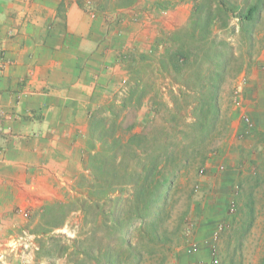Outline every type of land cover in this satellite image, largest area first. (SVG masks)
I'll use <instances>...</instances> for the list:
<instances>
[{"label":"crops","instance_id":"crops-1","mask_svg":"<svg viewBox=\"0 0 264 264\" xmlns=\"http://www.w3.org/2000/svg\"><path fill=\"white\" fill-rule=\"evenodd\" d=\"M239 1L244 5L245 0ZM101 2L0 0V264H29L36 255L40 234L31 229L45 206L75 189L84 170L90 116L100 100L116 92L114 85L127 81L125 55L150 52L159 37L187 24L192 8L191 0H170L165 11L151 10V4L143 11V0L107 9L100 8ZM261 39L241 74L247 76L244 106H232L229 112V137L235 144L227 177L235 183L245 173L243 167H254L262 158L253 136L243 135L245 114L253 121L252 133L264 130ZM216 163L209 160L211 173ZM205 208L197 225L199 249L183 260L211 264L213 246L223 264L242 258L236 237L216 236L233 219L219 204ZM259 244L258 261L264 237Z\"/></svg>","mask_w":264,"mask_h":264},{"label":"trees","instance_id":"trees-1","mask_svg":"<svg viewBox=\"0 0 264 264\" xmlns=\"http://www.w3.org/2000/svg\"><path fill=\"white\" fill-rule=\"evenodd\" d=\"M136 1L116 0V5L128 6ZM248 1L239 5L230 0H199L189 24L168 37L159 65L175 75L179 90L171 91L172 106L164 105L170 117L163 124L156 121L163 103H156L154 119L142 130L126 138L118 132L123 112L140 105L145 95L146 86L138 78L128 81L119 100L114 98L109 105L92 112L84 157L91 177L87 194L78 204L85 213V223L91 209L96 223L91 234L72 239L66 245L58 243L61 256L67 258L66 264H145L149 260L165 264L170 256L180 255L191 204L177 223H171L176 180L191 164L206 161L210 144L225 125L220 95L232 54L227 51L231 48L228 41H217L213 27L220 25L232 31L235 17L241 34L252 46L264 0L250 4ZM183 109L190 110V121H180ZM250 136L263 148L262 158L248 175L241 173L233 222L224 223L219 234L236 237L238 250L259 214L258 192L263 191L264 207V130ZM80 178L85 179L84 173ZM56 203L45 206L40 213L38 226L44 231L39 256L52 254L53 250L47 251L45 246L56 236L49 232L62 226L66 218L67 213H57ZM60 208L66 210L65 205ZM235 261L231 258L230 264H236ZM258 264H264V255Z\"/></svg>","mask_w":264,"mask_h":264},{"label":"rangeland","instance_id":"rangeland-1","mask_svg":"<svg viewBox=\"0 0 264 264\" xmlns=\"http://www.w3.org/2000/svg\"><path fill=\"white\" fill-rule=\"evenodd\" d=\"M97 1L101 0H85V3L89 6H92L95 5V2ZM143 1L146 2L145 5L143 4V11L146 10L145 8H147L148 4H151V10H153V8H156V10L158 11H165L172 4L170 0ZM197 1L199 0H191L192 8L189 13L188 22L185 26H187L191 20L192 13L195 9V3ZM230 1L236 4H239L240 2L239 0ZM252 2H254V0H249L248 4ZM243 3L244 5H246L245 1ZM115 5L116 3H110L109 0H102L100 8L107 9ZM232 27V31L220 27V25H215L213 27L215 34L217 35V41L221 39H225L226 41H228L230 43L231 48L227 51H231L232 54L230 56L231 62L228 68L227 76L224 81L220 95V104L222 107V115L225 119V125L223 126V132L217 137H215L212 143L210 144L208 152L209 154L207 156L206 161L203 164L200 162H195L191 164L187 169L182 170L180 176L176 180V184L173 191V196L175 197L176 202L175 208L172 211L173 214L171 223H177L179 217L187 211L190 204L191 206L189 211V217L187 218L186 239L182 245L181 253L177 258L174 256H170L165 264L194 263V261H190L188 259L187 261H184L183 259L184 257L192 253L196 254L199 249V244L196 238L197 225L198 223H200V220H202V211L206 209L205 206L207 207V205H209L211 208L214 205L219 204L224 208L225 213L228 214V218L233 219L234 217V205L237 203L236 199L240 187L238 184L239 180L237 181V183H235L228 180L229 178L227 177L228 172L232 169V162L230 160H232L234 153L231 147L232 144H235L234 139L229 137V112L232 106H244V100L241 95L243 90L240 91L238 94L236 93V90L238 89V86L241 84V82L243 83L244 89V85L247 82V76H243L241 78V74L244 71L246 63L252 58V56L257 54V52L259 51V47L262 45L261 37L264 36L263 10L260 12L256 20L255 28L253 31L254 34L252 46L248 42L247 38H245L241 34L239 30L238 19L235 17L232 19ZM171 34L159 37L155 42L156 45L152 47V50L150 52L132 54L127 53L124 58L128 67L127 69L129 70V77L127 81L123 82L120 85H114V90L116 92L111 93L110 98L99 101V105L97 106V108L100 106L105 107L106 105H109V103L114 98L119 100L120 97H122L123 95V91L127 87L126 85L128 81L130 79L132 80L133 78L140 79L141 85L146 86V92L140 105L131 106L127 108L121 116L122 118H124V120L122 127L118 129V132H120L125 138L133 132L142 130L148 122L154 119L156 103H163V105L160 106V115L157 116V124H163L170 117V114L167 113L168 109L164 107V105L169 104V106H172V92H178L179 84L177 83L178 79L175 78V75L168 74L160 68L159 61L161 59V56L165 52L166 46L168 45L167 39L168 37H170ZM233 84L236 85L232 88ZM239 102L242 104L239 105ZM106 113H109V111L107 110ZM180 115L182 117L180 118V121L182 122L183 120H191L189 109H183ZM128 127H131L132 130H129ZM246 136H250V134L244 135V137ZM224 146L225 148L223 149ZM262 149L263 148L260 147L258 150L262 152ZM244 152V150H241L239 151V154H237L241 156L244 155ZM210 159L217 160L215 168H213L212 171L213 173L209 171L208 163ZM243 168L245 171L244 174L246 176L253 170L254 167L248 168L245 166ZM83 169L85 170H83L82 172L85 175V179L80 178L78 180L77 178L74 186L76 190L73 189V192L69 197L65 196L60 202L56 203L57 213L61 215H65L66 213L67 214L64 224L62 226L53 228L52 231L49 232L50 234L56 237L53 239V241H50L51 244L45 247L46 249H48L47 251L51 252L53 250L55 254L52 252V254H47V256H39L37 254L38 250H35L36 255L30 260L29 264H66L67 258L65 256H61L60 251L57 248V246H59L58 243H63L64 245H66L70 243L72 239H75L80 236H85L86 234H91V232H93V228L95 227L96 223L93 209H91L89 213L88 223H85V213L80 209L78 204L79 200L87 194V189L89 187L88 178L91 177V171L90 169L85 168L84 162ZM222 177H226L224 185H222ZM219 194L222 195L220 198ZM262 195L263 191L260 193L258 192L259 198L257 206L259 207V214L252 229L253 231L248 235L247 242L242 245V249H244V254L240 255L242 258H238L235 261L236 264H257V262H259L255 259V256H257L258 254V247L261 246V244H259L260 239L264 237V207H262ZM61 205L66 206L65 211L60 208ZM31 230L39 231L38 233L40 234V236L38 238V247H40L42 243L41 240L43 239L41 231L44 230H42V227L39 226H35ZM47 234L48 233H45L46 236ZM60 235L62 236V238H59ZM257 239L258 243H256ZM194 246L197 247L195 250ZM211 259H213L211 264H223L219 257L217 247L215 255H213L212 248ZM215 259H217L216 262ZM156 262L157 261L149 260L145 264H154ZM197 263L200 264L199 262Z\"/></svg>","mask_w":264,"mask_h":264},{"label":"built area","instance_id":"built-area-1","mask_svg":"<svg viewBox=\"0 0 264 264\" xmlns=\"http://www.w3.org/2000/svg\"><path fill=\"white\" fill-rule=\"evenodd\" d=\"M242 90H243V83L241 82V84L238 86V89L236 90V93L238 94V93H239L240 91H242ZM240 104H242V103L239 102V105H240ZM243 118H244V121H245V123H246V129H245L243 135H249V134L252 133V129H253V125H254V124H253V121H252L251 117H250L248 114H245V115L243 116ZM222 227H223V226L221 225L219 231L216 232V236H217V237H219V234H220V232H221ZM196 248H197V247L194 246V250H195ZM215 254H216V246L213 247V255H215ZM1 259H2V257H1Z\"/></svg>","mask_w":264,"mask_h":264}]
</instances>
